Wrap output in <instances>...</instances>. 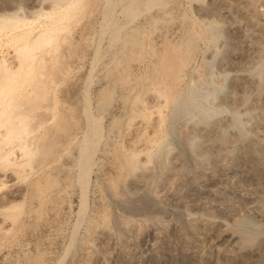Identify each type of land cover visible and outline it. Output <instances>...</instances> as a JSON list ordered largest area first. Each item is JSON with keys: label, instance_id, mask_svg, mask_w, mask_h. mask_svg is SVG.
Here are the masks:
<instances>
[{"label": "rangeland", "instance_id": "374dc122", "mask_svg": "<svg viewBox=\"0 0 264 264\" xmlns=\"http://www.w3.org/2000/svg\"><path fill=\"white\" fill-rule=\"evenodd\" d=\"M3 16L18 67L1 89L30 98L0 146L34 141L0 160V264H264V0H0ZM117 22L135 26L121 42Z\"/></svg>", "mask_w": 264, "mask_h": 264}, {"label": "bare ground", "instance_id": "6f19581e", "mask_svg": "<svg viewBox=\"0 0 264 264\" xmlns=\"http://www.w3.org/2000/svg\"><path fill=\"white\" fill-rule=\"evenodd\" d=\"M67 8V7H66ZM130 12L131 11V9H128L127 10V12ZM130 19V18H129ZM10 20H12L9 16H3V17H1L0 18V22H8V21H10ZM132 20V19H131ZM58 21V20H57ZM57 21L55 22V23H53V25L51 26V29L52 30H56L57 29ZM128 21H130V20H128ZM19 22V21H18ZM135 22V21H134ZM128 23H130V22H128ZM122 24V23H120V22H117L116 24L115 23H112L113 25H114V30H113V36L115 37V40L116 41H120L121 42V40L123 41V39H121L120 40V38L122 37V34L121 33H127V31H131V30H133L134 28H135V26L133 27L132 25H130V24ZM132 26V27H131ZM49 26H47V28H45L44 30H41V32H40V34L38 33V36H36V38H35V41H33L32 43H34V44H32L31 42H29L30 44H32V45H29L28 44V42H26V45H24L23 47H21V51L22 52H24V51H31L32 49H34V47L37 45V42L38 41H43V42H45V43H49L50 41H51V39H52V37H51V32H50V30H48L49 28H48ZM49 32H50V34H49ZM121 35V36H120ZM38 37V38H37ZM189 41V40H188ZM191 41V40H190ZM189 43V42H188ZM171 43H169L168 44V46L170 45ZM191 44V43H190ZM190 44H188L187 46H189ZM172 45V44H171ZM170 45V46H171ZM169 46V47H170ZM173 46L175 47V45L173 44ZM172 46V47H173ZM168 47V49H170ZM179 48V47H178ZM178 48H174V50L176 49V51L178 52ZM173 50V51H174ZM173 51H171V49H170V54L171 55H167V57H168V59L170 58V61H171V59L174 57L175 58V55H176V53L174 52V54H173ZM191 51H192V49H191ZM190 51V49H189V51L188 52H191ZM166 53V52H165ZM167 54H169V52L167 51ZM174 55V56H173ZM44 57H45V53H42V55H38V57H36V56H34V55H32V54H30V59H38V61H42V60H44ZM173 58V59H174ZM167 59V60H168ZM172 59V60H173ZM169 61V60H168ZM169 61V63H167V64H169V65H172L171 64V62ZM8 61H6L5 59H1L0 58V138H5V137H7V136H9V134H10V131L7 129V127L8 126H10L11 128H13L14 126H16V125H18V123H20V122H22V121H20L23 117H25L26 116V114H27V111H23L22 109V105H20V104H18V103H16V100H18L19 99V97H22L23 99H28V98H30L29 96H27V94H26V96H24L23 94H22V96L20 95L19 97L18 96H16V94H15V91H16V89H18V88H13V89H11L9 92H3L2 91V89H1V79L2 78H7L9 75H12V74H14V71H15V69L18 67L17 65L16 66H14V65H10V64H8L7 63ZM167 66L168 65H166L165 66V70H163V72H165L167 75H168V73H169V75H172V74H170V72L172 71V69L174 68V67H170V68H167ZM148 67V66H147ZM152 67V66H151ZM150 69V68H149ZM167 70V71H166ZM169 71V72H168ZM168 72V73H167ZM173 72V71H172ZM153 73H155V72H153ZM164 73V74H165ZM159 75V73L157 74V76ZM155 76V75H154ZM162 77L163 76V74H161V75H159L158 77ZM175 76V75H174ZM174 78V77H173ZM172 78V80L174 81V79ZM179 78H181L180 76H179ZM179 78H177L176 77V80H178ZM155 79V82L157 81V77L155 76L154 78L152 77V81ZM162 79V78H161ZM159 80L160 79H158V82H159ZM172 80H171V82H172ZM161 81H164V82H162V84L164 83L165 85H167L166 83H165V80L163 79V80H161ZM161 81L159 82V83H161ZM158 82H156V83H158ZM154 85H156V83H154V81L152 82ZM173 83V82H172ZM174 83H175V81H174ZM176 84V83H175ZM174 84V85H175ZM158 85V84H157ZM168 85H169V87H168ZM166 87H167V91H170L171 92V90L172 89H174L175 90V88H173V87H171L170 86V84H168ZM178 85H179V83H178ZM159 86V85H158ZM166 87L165 88H163V89H161V90H163V91H165L166 92ZM175 87H176V85H175ZM26 90V89H25ZM20 91V90H19ZM27 91V90H26ZM160 91V90H159ZM161 92V91H160ZM21 93H24L23 92V90H22V92ZM175 95V94H174ZM167 99H166V101L168 102L169 100H171V99H173V96H172V94L170 93V94H166V96H165ZM23 101V100H22ZM166 102V103H167ZM161 120V119H160ZM4 128H6V129H4ZM15 132H17V130H15ZM83 135H85L86 136V133L85 132H81V136H83ZM84 136V138H85V140H87V143H88V139L86 138ZM32 137V136H31ZM36 137V136H35ZM80 136H77L76 137V139H78ZM84 140V141H85ZM33 141H34V139H29V140H27V142L24 144V146H21L20 148H18L17 147V149L16 148H12V149H8V148H6V147H4L3 145L2 146H0V160L1 161H5L6 163H8V164H16L17 162H18V160H20V159H23V158H25V157H27V156H30L31 154H33V152H32V150H31V146H32V143H33ZM162 143V142H161ZM159 144V143H158ZM81 146H83L82 144H80ZM160 145V144H159ZM40 146V145H39ZM38 146V147H39ZM40 147H42V146H40ZM85 147V146H84ZM87 148H88V146L86 147V148H83V151H82V153L80 154V157H78L79 158V161H77V162H79V164H80V166L79 167H83V168H85L86 170H85V172H86V179L88 178L89 179V176H88V171H87V162H86V157H85V155H86V152H87ZM39 149H41V148H39ZM87 155H88V153H87ZM156 155V154H155ZM131 156V155H130ZM127 160V159H126ZM128 161V160H127ZM129 163L134 167V166H136V164H137V160H136V157L135 156H133L132 158H129ZM19 164V163H18ZM5 167H7V166H5ZM130 167V166H129ZM4 168V167H3ZM12 169V168H11ZM1 172H2V170H0ZM7 171H11V170H7ZM7 171H5L4 170V172H2V173H5V172H7ZM6 174V176H3V174H2V176L3 177H7V175L9 174V175H13L14 174V171H12V172H7V173H5ZM1 176V177H2ZM8 178V177H7ZM87 179V180H88ZM85 181V186H88V184H89V181ZM33 185V184H32ZM2 186V185H1ZM0 186V187H1ZM30 187H31V185H30ZM33 188H34V185H33V187L31 188L32 190H33ZM16 195H17V193H16ZM13 197L15 198V196H12L11 198L13 199ZM17 197V196H16ZM15 199H17V198H15ZM9 202H7L6 204L4 203L3 205H1V206H3V208L4 209H9V208H11V206H12V204H13V201H10V200H8ZM4 215V214H3ZM1 217H3L2 216V214L0 213V218ZM3 218H7V217H3ZM2 218V219H3ZM4 223H5V220H4ZM239 233H241V232H239ZM239 235H241L240 236V240H243L242 242L243 243H245V244H250V243H252L253 242V238H252V236L251 235H249V234H246V233H243L242 232V234H239ZM256 240V239H255Z\"/></svg>", "mask_w": 264, "mask_h": 264}]
</instances>
